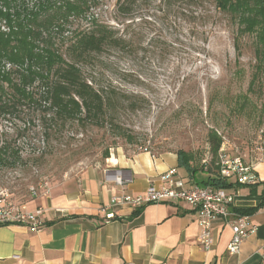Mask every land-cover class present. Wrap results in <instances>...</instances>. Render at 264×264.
I'll return each mask as SVG.
<instances>
[{
    "label": "rangeland",
    "instance_id": "374dc122",
    "mask_svg": "<svg viewBox=\"0 0 264 264\" xmlns=\"http://www.w3.org/2000/svg\"><path fill=\"white\" fill-rule=\"evenodd\" d=\"M88 3L85 16L70 17L63 31L52 32L53 43L63 53L68 39L93 20L121 38L120 46L93 54L91 67L85 69L102 92L116 94V118L104 127L54 126L30 102L1 115L0 144L18 147L22 158L0 169V186L9 201L27 204L35 196L49 195L56 183L104 163L105 151L110 155L120 148L153 154L183 149L192 154L202 176L211 159V129L221 137L218 154L221 150L226 158L242 160L252 155L264 125V75L249 85L257 62L253 34L239 37L238 54L237 25L213 0ZM43 125L54 127L48 138ZM44 182L47 194L39 186ZM32 185L38 195L30 193Z\"/></svg>",
    "mask_w": 264,
    "mask_h": 264
},
{
    "label": "crops",
    "instance_id": "0c3cea01",
    "mask_svg": "<svg viewBox=\"0 0 264 264\" xmlns=\"http://www.w3.org/2000/svg\"><path fill=\"white\" fill-rule=\"evenodd\" d=\"M244 161L252 166L256 180L224 188L233 194L232 206L237 209L257 206L264 194V160L250 156ZM171 169L188 187L197 185L178 167L174 152L120 148L104 163L69 175L53 185L49 195L28 201L29 209L45 210L40 230L0 225V264H262L264 207L248 216L254 230L237 254H229V225L214 219L213 243L203 249L197 241L195 210L187 202L149 203L139 209L109 205L114 194H138L149 184L160 186L162 175ZM116 175L123 184L115 182ZM110 211L114 217L106 220L104 214Z\"/></svg>",
    "mask_w": 264,
    "mask_h": 264
},
{
    "label": "trees",
    "instance_id": "16d2710c",
    "mask_svg": "<svg viewBox=\"0 0 264 264\" xmlns=\"http://www.w3.org/2000/svg\"><path fill=\"white\" fill-rule=\"evenodd\" d=\"M0 0V116L13 114L21 104L30 102L42 108L51 124L77 123L104 127L112 123L118 111L116 94L102 92L92 76L85 74L93 54L104 48H116L123 42L112 28L93 20L87 29L77 31L62 53L54 46L52 32L63 31L70 17H83L88 0ZM131 0H118L125 5ZM215 6L230 14L237 25L234 47L239 54V37L255 36L257 62L249 85L264 75V0H213ZM3 27V28H2ZM6 64H9L6 67ZM126 96H123L124 99ZM43 125L46 138L54 127ZM211 159L205 175H197L190 152L177 149V165L200 186L233 188L239 183L219 174L218 149L221 137L208 132ZM147 151V150H144ZM108 151L104 157H108ZM20 149L9 142L0 144V169L21 161ZM202 169V168H201ZM264 207V194L252 208L235 210L250 215ZM139 209V208H137Z\"/></svg>",
    "mask_w": 264,
    "mask_h": 264
},
{
    "label": "built area",
    "instance_id": "2783aa9c",
    "mask_svg": "<svg viewBox=\"0 0 264 264\" xmlns=\"http://www.w3.org/2000/svg\"><path fill=\"white\" fill-rule=\"evenodd\" d=\"M252 159L254 161L264 160V125L259 128L254 146L252 149ZM219 174L224 178H232L238 183L252 182L256 180V175L252 171V166L240 157L226 158L225 154L219 152ZM163 183L160 186L149 184L141 193H119L110 198V206H122L137 209L145 204L160 203L164 201H184L190 204L196 213V222L199 228L197 241L199 245L208 250L213 243L212 221L220 219L228 224L232 235L226 246L229 254H237L241 243L253 232L254 227L249 222L246 214H240L232 206L233 194L224 188L212 186L194 185L188 187L184 178L177 176L174 169L162 175ZM114 180L118 184H123L122 179L116 175ZM47 183L39 185L43 194H47ZM30 193L38 195L36 186H30ZM45 210L37 207L29 209L26 203L11 202L7 192L0 186V225L19 224L38 231L44 225ZM106 220L113 218V213L104 214ZM264 264V262L262 263Z\"/></svg>",
    "mask_w": 264,
    "mask_h": 264
}]
</instances>
